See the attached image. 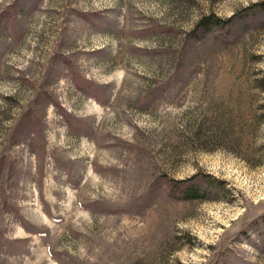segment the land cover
<instances>
[{"label": "rangeland", "instance_id": "374dc122", "mask_svg": "<svg viewBox=\"0 0 264 264\" xmlns=\"http://www.w3.org/2000/svg\"><path fill=\"white\" fill-rule=\"evenodd\" d=\"M262 1L0 0V264H264Z\"/></svg>", "mask_w": 264, "mask_h": 264}, {"label": "trees", "instance_id": "16d2710c", "mask_svg": "<svg viewBox=\"0 0 264 264\" xmlns=\"http://www.w3.org/2000/svg\"><path fill=\"white\" fill-rule=\"evenodd\" d=\"M254 5L261 7L264 9V1L257 2ZM220 19H212V17H204L197 24V30H205L210 28L212 25L219 23ZM201 32V31H200ZM194 177H190L187 179H172L170 182V187L172 190V194L179 199H195L202 198L205 195L202 192L199 185L193 181Z\"/></svg>", "mask_w": 264, "mask_h": 264}]
</instances>
